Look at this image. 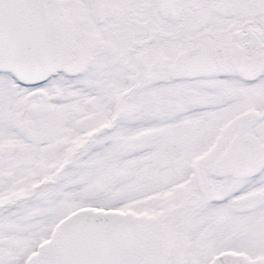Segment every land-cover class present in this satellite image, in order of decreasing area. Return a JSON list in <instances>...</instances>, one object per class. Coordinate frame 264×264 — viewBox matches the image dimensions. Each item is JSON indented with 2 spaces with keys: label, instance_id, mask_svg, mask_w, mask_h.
I'll return each mask as SVG.
<instances>
[{
  "label": "snow or ice",
  "instance_id": "snow-or-ice-1",
  "mask_svg": "<svg viewBox=\"0 0 264 264\" xmlns=\"http://www.w3.org/2000/svg\"><path fill=\"white\" fill-rule=\"evenodd\" d=\"M0 264H264V0H0Z\"/></svg>",
  "mask_w": 264,
  "mask_h": 264
}]
</instances>
